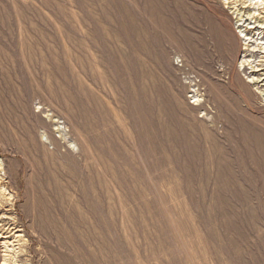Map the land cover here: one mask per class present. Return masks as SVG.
Here are the masks:
<instances>
[{
    "label": "rangeland",
    "instance_id": "374dc122",
    "mask_svg": "<svg viewBox=\"0 0 264 264\" xmlns=\"http://www.w3.org/2000/svg\"><path fill=\"white\" fill-rule=\"evenodd\" d=\"M236 3L0 0V264H264V0Z\"/></svg>",
    "mask_w": 264,
    "mask_h": 264
},
{
    "label": "bare ground",
    "instance_id": "6f19581e",
    "mask_svg": "<svg viewBox=\"0 0 264 264\" xmlns=\"http://www.w3.org/2000/svg\"><path fill=\"white\" fill-rule=\"evenodd\" d=\"M239 2V0H225L227 4L230 5V8H234L235 10L238 8H235L237 5L236 2ZM236 3V4H235ZM232 5V6H231ZM237 14L236 16L239 18V12H234ZM242 19H238L239 22V33H241V37H243V40L245 41V54L244 56L250 55V52L253 51L256 48L264 49V46L261 44H264V41H259V40H253L252 37L250 36V30L248 27H244L241 22ZM237 22V23H238ZM242 66L248 65L251 69L252 76L249 78V82L253 83L257 88L260 90L261 93L264 95V72L261 73V71H264V67L261 65H253L249 63V60H243L241 62ZM263 87V89H261ZM3 167V162L0 160V170H2ZM5 188V183L4 180L0 178V192H4ZM2 194V193H1ZM0 194V195H1ZM2 208V207H1ZM1 210V209H0ZM10 217V216H9ZM4 217L0 216V221H2ZM11 225L13 227H11ZM9 226V225H8ZM3 230H0V238H3V244L5 246H10L12 245L15 241H20L22 239V235L19 233L20 230H16V226L12 223L8 228H5L1 226ZM18 229V228H17ZM7 230V231H5Z\"/></svg>",
    "mask_w": 264,
    "mask_h": 264
}]
</instances>
